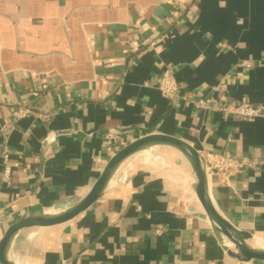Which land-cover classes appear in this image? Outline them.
<instances>
[{"label":"crops","instance_id":"0c3cea01","mask_svg":"<svg viewBox=\"0 0 264 264\" xmlns=\"http://www.w3.org/2000/svg\"><path fill=\"white\" fill-rule=\"evenodd\" d=\"M167 68L181 87L171 100L157 88ZM200 97L264 104V0H0V241L26 214L78 202L119 149L161 133L248 160L227 179L209 173V189L264 248V117L203 110ZM19 106L30 112L16 118ZM149 150L165 163L128 158L81 214L20 230L10 259L264 264L224 249L178 150Z\"/></svg>","mask_w":264,"mask_h":264},{"label":"water","instance_id":"95a60500","mask_svg":"<svg viewBox=\"0 0 264 264\" xmlns=\"http://www.w3.org/2000/svg\"><path fill=\"white\" fill-rule=\"evenodd\" d=\"M167 146L178 150L190 164L196 182L194 190L205 211L215 234L221 239L224 249L232 257L248 262L264 261V248L250 243L253 235L239 229L225 217L215 205L210 189L204 156L187 141L172 135L153 133L143 135L119 149L106 163L102 173L89 192L75 204L63 210L49 213H28L10 225L0 241V263L15 264L9 255L11 243L16 234L25 228L50 227L65 223L94 204L105 192L118 168L128 158L153 147ZM234 247V250L231 249Z\"/></svg>","mask_w":264,"mask_h":264},{"label":"built area","instance_id":"2783aa9c","mask_svg":"<svg viewBox=\"0 0 264 264\" xmlns=\"http://www.w3.org/2000/svg\"><path fill=\"white\" fill-rule=\"evenodd\" d=\"M161 95L167 99H174L180 96L181 87L176 78L175 73L167 68L165 69L159 78L157 85ZM190 102L196 107L208 110V111H219L225 116L237 115L243 119L252 120L260 117H264V104H252L247 101H231V102H218L217 100L210 97L192 98ZM30 112V108L27 106H19L14 111L16 118H22ZM116 141L122 140V135H112ZM205 159L206 169L209 173H216L222 178H229L235 174L241 172L245 165H249L247 159H239L235 156L226 155L216 152H206L202 154ZM3 180L8 184L11 182V167L6 166Z\"/></svg>","mask_w":264,"mask_h":264},{"label":"rangeland","instance_id":"374dc122","mask_svg":"<svg viewBox=\"0 0 264 264\" xmlns=\"http://www.w3.org/2000/svg\"><path fill=\"white\" fill-rule=\"evenodd\" d=\"M148 152H150V151H148ZM145 155H144V157L146 158V159H148V161H150V162H153V163H165V159L163 158V157H159L158 155H155V154H152V152H150V153H144Z\"/></svg>","mask_w":264,"mask_h":264},{"label":"bare ground","instance_id":"6f19581e","mask_svg":"<svg viewBox=\"0 0 264 264\" xmlns=\"http://www.w3.org/2000/svg\"><path fill=\"white\" fill-rule=\"evenodd\" d=\"M148 151H150V150H146V151L142 152V154L145 153V152H146V153H150V152H148Z\"/></svg>","mask_w":264,"mask_h":264}]
</instances>
